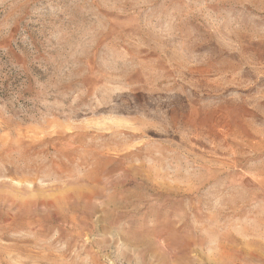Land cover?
<instances>
[{"label": "rangeland", "instance_id": "374dc122", "mask_svg": "<svg viewBox=\"0 0 264 264\" xmlns=\"http://www.w3.org/2000/svg\"><path fill=\"white\" fill-rule=\"evenodd\" d=\"M0 264H264V0H0Z\"/></svg>", "mask_w": 264, "mask_h": 264}]
</instances>
